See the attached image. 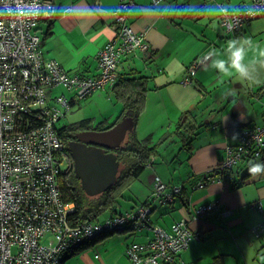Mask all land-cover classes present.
Instances as JSON below:
<instances>
[{"label":"crops","instance_id":"1","mask_svg":"<svg viewBox=\"0 0 264 264\" xmlns=\"http://www.w3.org/2000/svg\"><path fill=\"white\" fill-rule=\"evenodd\" d=\"M127 1L56 0L53 17L41 19L37 24L36 33L41 39L43 53L57 60L69 72L95 75L98 72L97 51L116 36L114 11ZM133 2L135 4L128 11L127 20L149 44L150 55L135 50L118 65L117 74L133 68L137 74L146 77L148 91L137 134L143 132L147 120L148 125L155 126L156 121L162 118L163 123L159 126H164L180 119L185 110L192 112L189 115L191 130L183 132V137L189 138V153L178 161L175 173L170 176L159 174L166 183L183 186L184 194L168 203L159 218L154 217L155 209L166 204L154 205L150 220L167 228L170 223L184 217L189 228L200 233L199 240H191L186 251L180 252L178 262L183 264L188 260L189 264L203 261L205 246L219 239L233 237L236 241L242 237L240 243L246 239V247L253 245L252 239H257L251 237L250 229L262 221L264 214V173L250 174L248 169L252 162L264 163V146L260 157L245 159L232 167L231 177L211 181L202 188H196L194 184L203 179L204 174L209 175V170L226 157L225 146L236 143L242 128L264 122V56L261 55L264 52V12L252 18L241 31L228 34L222 31L219 15L208 14L209 9L218 3L235 9L249 4L250 0H162L155 6L150 0ZM194 11L196 13L190 15ZM233 39L250 42L246 58L253 67V79L250 81L235 74L221 76L218 70L210 67L212 59L224 58L227 41ZM213 51L217 56H210L201 72L195 74L200 67L193 74L192 83H181L189 64L196 57ZM150 107L157 112L146 118ZM153 115L155 122L152 121ZM154 177L152 174L149 176L147 196L151 193ZM183 196L188 199V207L183 204ZM213 200L220 202L218 210L202 218L192 217L191 210L195 206ZM256 201H260L262 211H259ZM135 206L137 204L130 208ZM134 236L141 238L139 241L146 239L139 232ZM130 239L128 233L119 231L96 238L89 244L92 250L90 262L83 264H130L124 252ZM223 248L226 249L225 244ZM211 251L205 261L213 260L219 254L226 255L220 252L219 245ZM97 253L99 256L95 257ZM66 259L64 257V261ZM76 261L69 264H76Z\"/></svg>","mask_w":264,"mask_h":264},{"label":"built area","instance_id":"2","mask_svg":"<svg viewBox=\"0 0 264 264\" xmlns=\"http://www.w3.org/2000/svg\"><path fill=\"white\" fill-rule=\"evenodd\" d=\"M55 4L56 0H0V264H62L65 254L105 231L133 232L141 228H148L153 236L125 247L129 263L169 264L173 253L187 247L192 239L201 238L184 217L172 225L170 232L151 225L153 206L173 201L181 185H169L155 176L146 204L115 213L102 222L69 223L75 204L63 198L60 178L71 168L70 156L62 148L57 123L77 100L112 84L123 56L135 50L149 56L150 48L143 35L127 24L128 4L122 2L114 11L115 38L96 53L98 72H69L43 53L36 33L38 22L53 16ZM219 6L226 9L219 17L223 32L228 34L241 31L264 12V0H250L236 9ZM209 59L208 53L196 58L188 74ZM189 81L187 75L181 83ZM58 86L71 96L51 94ZM263 146L264 122L242 129L236 144L225 146L226 157L195 187L224 179V172L240 161L260 157ZM219 207L218 200L202 203L191 210V215L202 218ZM252 232L255 237L264 232V219Z\"/></svg>","mask_w":264,"mask_h":264},{"label":"trees","instance_id":"3","mask_svg":"<svg viewBox=\"0 0 264 264\" xmlns=\"http://www.w3.org/2000/svg\"><path fill=\"white\" fill-rule=\"evenodd\" d=\"M131 3L135 4L133 0L127 1L128 9L125 11L126 15L128 11L130 10V8L133 6V4ZM220 4L222 3H218V6ZM194 13L196 12L194 11L190 15H193ZM126 21H127V24H129L128 20ZM222 31H223V28H222ZM126 56H123L121 61L117 64V67L114 70V73H115L114 81L112 82L111 85H109L112 89V92H114L115 96L122 103V109L117 115V117L111 122L107 121L106 123H103L106 121V120H103L96 125H93L91 119L86 118V119H82L76 122H72L68 125H64L62 127L56 128V132L62 142V148L68 155H70L71 160H72V168L69 171L63 173V175L60 178V185H61V189L63 193V198L65 199V201H73L75 204L74 211H72L68 217L69 223L71 225L84 222V221L102 222L104 218L114 215L115 213H121L122 211H118L116 206H119V197L122 195L123 190L128 185H130L133 179L137 178L143 172V170L145 169L147 165L151 164V160L153 159L152 156L157 152V148H156L157 144L148 145V141H149L148 139L146 138L139 139L137 137V126H138V122L140 119V115L144 110L148 86L146 83L147 82L146 77L143 75L137 74V72L134 71L133 68L126 73H121L120 75L117 74L118 65L122 63L123 59L127 58ZM96 60H97V57H96ZM82 74L89 75L86 73H82ZM191 113H192L191 110L188 109V110H185L183 114L181 115L180 123H182L183 126L186 125L185 121H187L185 119L186 116L184 115L186 114L191 115ZM121 122L130 123V127L128 128L125 138L123 139L121 144L118 147H115L113 149L117 155V159L120 162L116 180L111 186H109L102 193L90 195L84 190V188L82 187L80 183V179L77 178L75 175V171L73 168L74 162L71 156L70 145L72 142H75L78 140L76 137V134L81 131L108 130L110 128H113L114 126H116L117 124ZM188 128H189V124H188ZM178 133L181 134L183 132L180 129L178 130ZM184 140L187 143L189 138L184 137ZM252 158H255V157H252ZM231 168H229L227 171L224 172V179L232 176L231 174L232 171L230 170ZM214 170H215V167L209 171L212 172ZM203 176H205V174ZM196 183L197 181L195 182V184ZM195 184H194V187H195ZM171 185H178V184H171ZM180 187H181V190L176 195V197L184 194L183 186H180ZM149 199H150V195L147 196L146 200L142 204H146V202ZM182 200H183V204L188 207L187 197L183 196ZM165 204H168V203H165ZM110 210L113 211V213L105 216V214H108ZM178 220H175L174 222L170 223V225L167 228L154 224L151 222V220L150 222H151V225H153L154 227L157 226V227H160L170 232L172 225L176 223ZM142 231L148 232L145 234L146 239L144 241L128 242L127 245L131 243H135V242L143 243L153 236V232L149 230L148 228H141V229L133 231V233L142 232ZM111 232H114V231H105L103 234L98 235L96 238L98 237L102 238ZM119 232H124V231H119ZM127 232H131V231H127ZM263 235H264V232L258 237H261ZM92 241H89L85 243V245H81V246L85 247L89 245L90 243H92ZM187 247L177 251L176 253H173L172 254L173 259L169 262V264H183V263L178 262V256L180 252L185 250ZM225 261H226L225 255L219 254L217 256H214L213 260L209 264H226Z\"/></svg>","mask_w":264,"mask_h":264},{"label":"rangeland","instance_id":"4","mask_svg":"<svg viewBox=\"0 0 264 264\" xmlns=\"http://www.w3.org/2000/svg\"><path fill=\"white\" fill-rule=\"evenodd\" d=\"M202 69L203 67H201L200 70L195 74L201 72ZM50 92L52 94H60L61 92H64L68 97L71 96V93L62 86H58L55 89H52ZM121 109V101L115 96L114 92H112L111 87L107 85L104 89H97L86 98L77 100L72 105V107L65 112L64 116L59 119L57 125L58 127H62L64 125H68L72 122H76L86 118L91 119L93 125H96L103 120H106L103 123H106L107 121L111 122L117 117ZM156 112L157 111L153 112L150 107L146 118H149ZM198 112L200 113L201 110L199 109ZM185 116V119L187 121H185L186 125L184 126L182 125V123H180V119L173 120L170 123H166L164 126H159L162 125L163 119L157 118L158 120L156 121L154 115L152 117V121H156L155 126L148 125V120L143 125V132L138 133L137 137L139 139H148V145L157 144V152L152 156L153 159L151 160V164L147 165L141 175L133 179L130 185H128L123 190L122 195L119 197V206H116L118 211H125L127 209L132 210L130 207L133 204H137V206H139L146 200L149 190L147 184L150 174L160 178L159 174L165 173V175L170 176V174L176 172V169L174 170V168H176V166L178 165V161L181 160L184 155H187L189 153L188 143L185 142L183 133H178V130L180 129L182 132H188L191 130L190 126L188 128L189 114H186ZM111 129L112 128L108 130ZM108 130H101L98 132H106ZM70 166H72L71 157ZM178 174L179 173L177 171V175ZM169 185L171 184L169 183ZM137 206H135V208ZM166 206L167 204L157 206L155 209L156 212H154V217L159 218L160 215L163 214V212L161 211H164ZM111 213H113V211L110 210L108 214H105V216ZM168 217L169 216H167L166 218ZM126 233H128V235L131 237L130 242L139 241L141 239L134 236L136 233ZM139 233L144 236L148 232L146 231ZM249 233H251V237H254L260 242L252 239L254 241L253 245H247L246 247L244 245V242L248 243L246 239L243 243H240L241 241H243L242 237L237 239L236 241L233 240V237H230L231 239L225 238L216 240L215 242L212 241L210 244L205 246V257L203 258V261L196 260L192 264H209L212 259L206 261L205 259L210 257L212 252L211 250H216L218 248V245L222 250L220 252L226 253V264H264L263 236L255 237L253 232ZM224 244L226 246L225 250L223 248ZM90 248L91 245H88L76 254H65V257H67V259L62 264H69V262H72L73 260H77L76 264H83L84 262L89 263L90 252L92 251ZM245 248L246 252H244ZM187 262H189V260ZM187 262H185V264Z\"/></svg>","mask_w":264,"mask_h":264},{"label":"water","instance_id":"5","mask_svg":"<svg viewBox=\"0 0 264 264\" xmlns=\"http://www.w3.org/2000/svg\"><path fill=\"white\" fill-rule=\"evenodd\" d=\"M130 123L121 122L106 132L81 131L70 145L74 171L84 190L95 195L111 186L117 177L120 162L114 151L125 138ZM84 135V136H82Z\"/></svg>","mask_w":264,"mask_h":264},{"label":"clouds","instance_id":"6","mask_svg":"<svg viewBox=\"0 0 264 264\" xmlns=\"http://www.w3.org/2000/svg\"><path fill=\"white\" fill-rule=\"evenodd\" d=\"M225 12H226L225 8L215 6L212 9H209L208 14H210V15H221V14H224ZM250 47H251V45H250V42H248V41H243V40H239V39L229 40V41H227L226 48L224 49V53H223L224 58L212 59L210 67L218 70L220 72L221 76H231L232 74H235L244 80L250 81L253 79V67L249 62H246V58L248 56V52L250 50ZM209 55L210 56H217V53L215 51H213ZM261 55L264 56V52H261ZM198 57H200V56H198ZM198 57H196V58H198ZM204 65H202V66H204ZM202 66H200V67H202ZM188 67H187V74L185 76L189 75L190 81L185 85L192 83L193 74L200 68L199 67L193 73L188 74ZM242 129H244V128H242ZM248 171L250 174L264 173V163L252 162L250 164Z\"/></svg>","mask_w":264,"mask_h":264},{"label":"bare ground","instance_id":"7","mask_svg":"<svg viewBox=\"0 0 264 264\" xmlns=\"http://www.w3.org/2000/svg\"><path fill=\"white\" fill-rule=\"evenodd\" d=\"M55 13V12H54ZM54 15V14H53ZM53 17V16H52ZM45 19H50V18H45ZM257 202V207L259 209V204L261 205L260 201H256ZM259 211H262V206H261V210L259 209ZM263 219H264V214H263ZM262 222V221H261ZM259 222V223H261ZM259 223H257L256 225H254L252 228H254L255 226H257ZM252 228L250 229V231L252 232Z\"/></svg>","mask_w":264,"mask_h":264},{"label":"flooded vegetation","instance_id":"8","mask_svg":"<svg viewBox=\"0 0 264 264\" xmlns=\"http://www.w3.org/2000/svg\"><path fill=\"white\" fill-rule=\"evenodd\" d=\"M248 128H249V127H248ZM240 131H242V130H240ZM82 136H84V135H82ZM236 142H237V140H236ZM235 144H236V143H235ZM235 144H234V145H235ZM113 149H114V148H113ZM113 149H111V148H106V151H111V150L114 151ZM71 168H72V166H71ZM71 168H70V169H71ZM73 168H74V166H73ZM168 184H169V183H168ZM219 208H220V207H219ZM219 208H218V209H219ZM218 209H217V210H218ZM192 240H193V239H192Z\"/></svg>","mask_w":264,"mask_h":264}]
</instances>
